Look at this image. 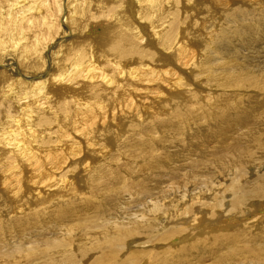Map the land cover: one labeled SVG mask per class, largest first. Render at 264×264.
<instances>
[{
  "label": "bare ground",
  "instance_id": "1",
  "mask_svg": "<svg viewBox=\"0 0 264 264\" xmlns=\"http://www.w3.org/2000/svg\"><path fill=\"white\" fill-rule=\"evenodd\" d=\"M195 2L0 0V264H264V0Z\"/></svg>",
  "mask_w": 264,
  "mask_h": 264
},
{
  "label": "rangeland",
  "instance_id": "2",
  "mask_svg": "<svg viewBox=\"0 0 264 264\" xmlns=\"http://www.w3.org/2000/svg\"><path fill=\"white\" fill-rule=\"evenodd\" d=\"M206 1H207V2H211V0H206ZM197 4H198V5H197ZM195 5H197V6H196V9H194V12H196L197 10H199V7H200V0H196ZM211 5H214V3L212 2ZM200 10H201V9H200ZM201 13H202V10H201ZM190 27H191V26H188V29H190ZM190 34H191V33H190ZM196 34H197V33H195V35H196ZM107 36H108V35H105V34H104V35L102 36V37H103L102 39H104V40L106 41V40H107Z\"/></svg>",
  "mask_w": 264,
  "mask_h": 264
}]
</instances>
